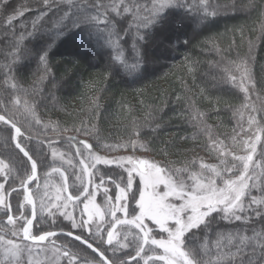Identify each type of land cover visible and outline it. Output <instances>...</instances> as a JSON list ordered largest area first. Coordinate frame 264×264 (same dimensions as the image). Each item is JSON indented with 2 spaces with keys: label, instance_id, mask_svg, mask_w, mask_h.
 <instances>
[{
  "label": "trees",
  "instance_id": "1",
  "mask_svg": "<svg viewBox=\"0 0 264 264\" xmlns=\"http://www.w3.org/2000/svg\"><path fill=\"white\" fill-rule=\"evenodd\" d=\"M137 2L141 15L148 16L154 0ZM208 2L215 16L201 20L195 8L191 14L178 8L171 10L174 14L162 28L142 29L147 35L143 42L137 41L141 54L139 65L132 52L134 31H130L121 41L126 58L124 66L115 61V53L103 41L98 43L92 38L87 42L86 38L82 43L79 35H73L79 30L63 18L69 7L64 0H49L50 10L42 0H10V7L0 13V106L8 105L9 97L13 100L20 97L21 104L13 105L10 114L24 133L23 146L39 150L34 158L38 160L40 187L33 192L37 233L71 231L64 223L61 228H55L51 221H45L44 209H39L53 166L49 150L53 141L69 150L76 163L77 155L84 157L88 152L78 142L86 141L93 150L145 153L170 170L188 169L202 172L205 177L212 174L200 169V164L222 169L221 150L245 154L244 141L254 140L257 134V124L250 125V117L264 126V111H259L264 108V0ZM191 3L198 6L199 0ZM21 6L28 10L9 29L5 16ZM40 11L47 14L37 20ZM125 19L130 21L131 16ZM123 27L127 28V24ZM22 34L24 39L20 40ZM40 49L48 52L46 65L38 59ZM241 60H247L255 81V89L245 81L248 97L238 86L239 73L235 71ZM225 68L237 75L236 83L227 79ZM12 82L24 91L11 89ZM25 103L32 107L34 115L25 111ZM10 136H14V131L0 123V157L15 165L21 154L12 144L4 143ZM77 148L82 155L77 154ZM262 150L264 135L254 157V162L264 168ZM232 162L228 156L227 163ZM57 173L53 175L57 177ZM257 173L259 187L249 195L264 198V173L260 169ZM180 175L186 178L188 173L181 171ZM72 180L69 174L71 190L75 186ZM13 186L18 191L10 193L12 212L23 192L18 182ZM7 228L5 210L0 208V236H4ZM253 228H264V219L253 216L245 224L217 218L202 237L198 236V244L208 245L203 258L214 259L220 234L246 229L250 236ZM55 238L72 240L82 252H90L79 241L64 235ZM221 246L228 250L226 240ZM2 248L0 244V251ZM129 252L134 255L132 249ZM107 255H110L108 251ZM130 264L135 261L131 260Z\"/></svg>",
  "mask_w": 264,
  "mask_h": 264
},
{
  "label": "snow or ice",
  "instance_id": "2",
  "mask_svg": "<svg viewBox=\"0 0 264 264\" xmlns=\"http://www.w3.org/2000/svg\"><path fill=\"white\" fill-rule=\"evenodd\" d=\"M64 2L69 7L63 18L69 19L72 26L79 30L73 35H79L82 43L86 42V38L87 42H91L92 38H96L98 43L103 41L115 53L114 59L121 66L126 63L121 41L130 31H134L132 52L136 65H139L141 54L137 41L143 42L147 35L142 32V29L149 26L162 28L169 23V17L174 14L171 10L179 8L183 9L186 14H191L195 8L201 20L216 15L215 10H211L208 0H199L198 6L192 4L191 0H184L183 3L180 0H154L148 16L141 15V6L137 0H107V2L93 0L92 3L88 0H64ZM42 3L46 9H51L49 0H42ZM9 7L10 0H0V13L5 12ZM27 10L23 6L13 8L12 13L5 16V25L11 29L14 21L23 17ZM46 14V11H40L36 19L39 20ZM126 16H131V20H126ZM118 23L120 24L119 30ZM124 23L127 24V28L123 27ZM23 39L22 34L20 40ZM47 55L46 49L37 51L38 59L45 65ZM235 71L239 73L238 86L248 97L249 88L245 86V81L253 89H255V81L247 60H241L236 64ZM225 72L228 73L227 79L230 82H237V75L229 72L227 68ZM10 87L17 91H24L15 82H12ZM20 104L21 99L16 96L14 100L12 97L8 98V105L0 106V123L8 126L15 133L14 136L6 138L4 143L12 144L21 154L15 165H10L0 159V178L3 179V182H0V207L5 210L8 224L15 225L18 221L20 223L19 229L12 232L13 236H19L22 242H41L55 236L56 233L43 231L41 234L33 235L32 232L33 222L37 215L36 201L28 186L33 181H38V160L34 157L37 156L39 150L35 147L26 149L23 146L24 133L21 127L17 126L15 116L10 114L12 106ZM24 108L25 111L34 115L32 107L27 103ZM253 110L257 111L255 107ZM259 111H264V108ZM249 124H257V134L254 140L244 141L245 154L237 155L221 150L219 156L221 157L220 164L223 165L222 169L216 165L200 164V169H206L212 174L211 177H205L202 172H189L188 169L170 170L167 166H161L155 161L142 159L135 155L120 157L116 161L94 156L91 157V163H85L82 159L81 173L89 177L93 175L91 169L97 163L105 165L115 163L117 167L123 169L117 174L116 179L109 177L118 192L114 203L112 202L113 197L108 194L109 189L104 188L105 200L108 202L106 212L95 204V192H90L87 186L83 187L77 195L68 193L65 196L68 201H80L83 204L79 223L67 212L61 213L71 221L72 228L81 231L79 235H74L71 231L67 235L74 237L75 241L86 245L87 249H91L96 254L94 259L84 260L83 264H130L129 260L117 255L121 252L135 261V264H141V261L143 264H264V228L260 230L253 228L250 236L246 234V229L227 235L220 234L216 241L214 259L208 261L203 258L207 255V243H197L198 236L202 237V234L211 228L217 218L229 222L240 221L245 224L251 222L253 216L264 219V198L249 196V181L253 179L255 170L260 169L264 173V168L260 163L254 164L257 144L264 135V126H259L254 117H250ZM78 143L89 152L92 149V145L86 141ZM76 152L82 155L80 148H77ZM52 155L55 156L56 153ZM260 155L264 157V150ZM228 156H231L233 161L230 165L227 163ZM40 163L42 165L43 161ZM250 170H252L251 174ZM52 171L59 172L60 169L53 168ZM181 171L188 173L186 178L180 175ZM10 178L12 183H9ZM217 178L221 181L219 185L216 182ZM16 182L23 190L24 202L32 206L30 217L20 213L17 218H14L10 214L12 206L8 199L10 196L8 189L12 192L18 191L13 186ZM87 183L90 184L91 180ZM104 183L105 180L101 177V184L96 187L99 188ZM5 184H8V189L5 188ZM35 187L38 189L39 183H36ZM245 197H248L247 202ZM129 198L134 204L131 215L128 207ZM53 207L59 209L66 205L54 204ZM21 208L23 204L18 205V212ZM118 212L122 215L118 216ZM105 215L109 217L107 221ZM118 227L127 234L121 237L120 232L117 231ZM85 232L88 233L87 237L83 235ZM130 236L131 239H129ZM224 240L227 241V251L221 246ZM0 244L3 245L0 251V264H20L21 255L25 250L31 255V246L22 247L21 243L15 240L5 241L4 237L0 236ZM102 248L104 250H101ZM129 248L132 249L134 255L125 251ZM109 249L113 258L106 255ZM54 251L59 253L57 259L63 258L65 264H78L81 260L78 254L68 247H65L63 251L60 249ZM28 264H32L31 260Z\"/></svg>",
  "mask_w": 264,
  "mask_h": 264
},
{
  "label": "rangeland",
  "instance_id": "3",
  "mask_svg": "<svg viewBox=\"0 0 264 264\" xmlns=\"http://www.w3.org/2000/svg\"><path fill=\"white\" fill-rule=\"evenodd\" d=\"M14 131V130H13ZM15 135V134H14ZM50 160L53 163L52 168L49 171L48 174V182H47V188H46V194L43 196L44 198L42 199V207L40 206L39 209H44V216H45V221H51L52 224L54 225L55 228H61V225L64 224H68L69 226L71 225V221L69 219H67L66 216L61 215L62 212H67L69 215L75 217L76 222L79 223L80 222V216H81V209L83 208V204L80 203V201H68L65 199V196L68 193H72L73 195H77L79 194L80 190L87 186L90 192H95V204L99 205L102 211H107L108 209V202H106L105 200V195H104V188L107 187L109 189V195L113 197L112 202H115V195L118 194L117 190L115 189L114 185L111 183V179H116V176L118 173H121L123 171L122 168L117 167V165L115 163L111 164V165H105L102 163H97L95 165L94 168L91 169V171L93 172V175L91 177L87 176V174H82L81 173V160L84 159L85 163H91V157L94 156H100L102 158H107L109 160H113L116 161L118 160L120 157H126V156H130V155H135L137 157H140L142 159H148L151 161H155L157 163H159L161 166H164L160 160L152 158L147 156L145 153H141V154H136V153H132V152H118V153H103L101 151L98 150H93L91 149L90 152L88 150L87 155L84 157H80L79 155H77V159L78 162L76 163V161L74 160L73 155L71 154V152L67 149H65L63 146H58L54 141L51 142L50 147ZM56 153L55 156H53L52 154ZM87 158V159H85ZM0 159H2L0 157ZM6 162V161H5ZM256 162H254L255 164ZM53 168H58L60 169V171L57 173V177H55L53 174L55 172L52 171ZM103 168V169H101ZM113 173L112 175L109 173ZM252 170H250V174H251ZM69 174L73 177V183H74V189L71 190L70 187V182H69ZM37 176H38V172H37ZM80 177L79 179L77 177ZM65 177L67 178V182L65 183ZM101 177L104 178L105 183L103 185H101L99 188H97V185L101 184ZM109 177H111V179H109ZM91 180V183L88 184L87 182ZM0 182H3V179L0 178ZM39 182L38 181H33L32 184H29V188L32 190V192L35 191L36 187V183ZM217 184L219 185L221 182H219V180L216 179ZM250 184V190L249 193L252 194L251 190L254 189H258L259 187V174L257 173V169L255 170V175L253 176V179L251 181H249ZM252 185H255L254 187H252ZM7 184H5V188L7 189ZM59 190V191H58ZM9 191V190H8ZM10 193L12 191H9ZM23 193V192H22ZM57 196H59V200H57ZM249 196H254V195H249ZM10 197V196H9ZM8 197V199H9ZM34 197V196H33ZM258 199H261L260 196H255ZM248 197H245V200ZM81 199H83V196L81 195ZM35 200V198H34ZM23 204V208H21L19 210V212H17L18 209V205ZM59 205V204H65L66 207H61L59 209L53 207V205ZM18 205H15L14 207V211L12 212L11 208V212L10 214L14 217L17 218L19 216L20 213H23L24 216H28L30 217V213H31V205H28L27 203L24 202L23 200V194L20 198V201L18 202ZM128 207H129V214L131 215V211L132 208L134 207V204L131 201V198H129L128 201ZM2 208V207H0ZM37 209V207H36ZM118 216H121V213H117ZM85 218H86V214H85ZM107 219H109V217L107 215H105V220L107 221ZM35 221L33 222L34 225ZM9 228H7L4 232V239L5 241L7 240H15L17 243H21V246L23 247L24 245H29L31 246V255L29 254V252L27 250H25L22 255H21V261L20 264H28V261L31 260L32 264H65V261L63 258H60L59 260L57 259V257L59 256V253H56L54 250L55 249H60L61 251H63V249L65 247L70 248L73 252H76L78 254V256L81 258V260L78 262V264H83L84 260H92L96 257V254L92 252L91 249H88L90 252L87 253L85 251L82 252V248H78L76 246V243H74L72 240L68 241L65 239H59V238H55L56 236H61V235H55L52 237H49L48 240H46L44 243H32L29 241H21L19 239V236H13L12 232L13 231H17L20 227V223L19 221L15 224V225H11L8 224ZM70 230L71 232L75 233V232H81L80 229H74L70 226ZM117 231L120 232L121 237L123 235H126L127 232L125 231H121V229L118 227ZM134 231V229H133ZM8 232V233H6ZM33 235H37V234H41V233H37L35 231V228L33 226L32 229ZM53 232H58V231H53ZM69 232V231H66ZM76 235H79L77 233H75ZM86 236H88V233L85 232L83 233ZM68 237V236H66ZM70 238V237H69ZM73 239V238H71ZM129 239H131V236L129 237ZM91 242V241H90ZM72 243H74L72 245ZM115 243V241H114ZM86 246V245H84ZM105 247H109L107 245H105ZM87 248V246H86ZM131 248L126 249L125 251L129 252ZM101 250H104L103 248ZM110 253V255H108L110 258L112 257V252L109 249L108 251ZM107 255V252H106ZM117 255H119L121 258L123 259H127L129 261H131L129 256H124V253H117ZM143 264V261H141Z\"/></svg>",
  "mask_w": 264,
  "mask_h": 264
},
{
  "label": "water",
  "instance_id": "4",
  "mask_svg": "<svg viewBox=\"0 0 264 264\" xmlns=\"http://www.w3.org/2000/svg\"><path fill=\"white\" fill-rule=\"evenodd\" d=\"M15 134V133H14ZM56 233V235H64V236H68L67 235V233L68 232H66V231H58V232H55ZM74 235H76L75 233H74ZM68 237H70V236H68ZM70 238H73L74 239V237H70ZM29 242H32V243H44L45 241H41V242H33V241H29Z\"/></svg>",
  "mask_w": 264,
  "mask_h": 264
}]
</instances>
